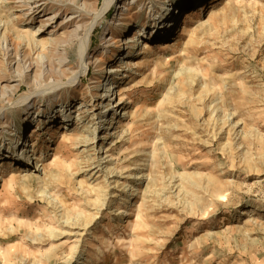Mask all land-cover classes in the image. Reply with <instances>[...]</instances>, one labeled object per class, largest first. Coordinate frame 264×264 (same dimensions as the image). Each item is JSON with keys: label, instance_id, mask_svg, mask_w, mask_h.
<instances>
[{"label": "rangeland", "instance_id": "rangeland-1", "mask_svg": "<svg viewBox=\"0 0 264 264\" xmlns=\"http://www.w3.org/2000/svg\"><path fill=\"white\" fill-rule=\"evenodd\" d=\"M102 2L0 0V264H264V0H115L83 80L54 91L77 69L62 46L91 22L79 9ZM160 4L177 27L142 50ZM110 82L133 110L118 140ZM32 151L45 171L26 178Z\"/></svg>", "mask_w": 264, "mask_h": 264}, {"label": "bare ground", "instance_id": "bare-ground-1", "mask_svg": "<svg viewBox=\"0 0 264 264\" xmlns=\"http://www.w3.org/2000/svg\"><path fill=\"white\" fill-rule=\"evenodd\" d=\"M85 1L86 0H84V2ZM123 1H126V0H123ZM114 2H115V0H103L101 7H99V8L96 7V9H93L92 6H90L89 8L84 6L86 9L85 8H84V10L79 9L82 13H85L86 16L92 17V19L90 20L91 22L86 23V24H82L80 26V28H78L77 31L75 32L74 39L73 40L71 39L66 44V46H62L63 49L65 47V49L63 50V52H65L64 55L69 59H70V55L68 53L69 49L73 48L75 45L77 46V52H76V58H77V62H76L77 67L76 68L77 69L75 71H73V73H71L72 74L71 78L69 79V81L67 83H61L58 87L55 86L53 89L54 91H56V89L60 90L63 87L72 86L77 81L81 82L83 80V77L87 74V72L89 70V55H90L93 33L95 32L97 24L99 23V21H101V19L104 17V15H106V13L109 11V9L113 6ZM27 3L29 5L35 4L34 7L36 8V6H38V4L40 3V0H27ZM160 5H161L160 6L161 9L158 12L159 15H158L157 19L155 18L156 20H154L155 21L154 24L152 23L150 28H146L145 25L142 26L141 28H139V33L137 36L141 39H137V41L141 45L142 50H145V49L151 50V48L153 46L152 43L154 42L151 39H153V38L155 39V41H160V42H162L164 40L167 41L168 39L171 38V35H172L174 29L177 27L178 20H179L178 15L181 13L182 9L177 8V7L164 6V4L163 5L160 4ZM129 10H130V8L128 9V11ZM38 11H39V8L36 9V13H38ZM122 16H125V14ZM70 21H72V20H70ZM125 26L128 27V24L123 23L122 27H125ZM39 32H40V30H38L37 33H39ZM149 35H150V37H148ZM144 37L146 40H144ZM157 39H159V40H157ZM142 40H144V41H142ZM129 55L125 58H122V60L123 61H130L131 56H129ZM99 61L101 62V60H99ZM60 63L63 66H67L66 64H64V62H60ZM116 72H117V69L114 66V67H111V69H109L108 74L110 76H112ZM131 72H135V71L131 70ZM56 73H58L61 77H63V76L65 77L69 74V71L61 69L60 72L57 71ZM124 79H131V76H128L126 74L121 76L120 80L123 81ZM122 84H123V82H122ZM102 86L104 87V89L102 91V99H105V101H110V104L107 103V105L105 106V112H102L100 114L106 123L104 130L105 131L111 130L112 133L114 131L113 134L111 133L114 136L116 135L115 133H118V131L119 132L122 131V132H124V134L126 136H129L132 133L130 129H125V131L119 130L120 123L123 120H128L133 116V110H131V109L119 112V110L122 107V105L120 103L122 102V99H123V94H124V90H122L123 88H121V87L119 89H118V87L113 88L111 85V82L109 84H102ZM116 89H118V90L115 93L116 96L114 99L113 98L114 97L113 91H115ZM28 99L30 100V97H27V100ZM113 100L116 101L117 103H119L120 106H118V105L115 106V105H113L114 103L111 104V102ZM129 101H130L131 107H133L134 106V100L131 99ZM111 113H112V115H111ZM107 114H109V115L107 116ZM71 123H73V120L71 119V115L64 116L63 126H64V129L66 131H70V127L73 126V124H71ZM51 124H53V122H51ZM67 135L68 134L66 133V136ZM66 136L64 135L63 137H66ZM67 138L70 139L71 137L69 136ZM120 138H123L122 134L116 135L117 140ZM27 142L28 141L26 139L19 140L18 142H16L14 145V149L10 151V154L14 155L11 158H14V159L21 158V156L24 155V152H25L24 150H25V147L27 146ZM32 153H34V154L31 158H28V161L22 160V161H18V163H17V165L23 163V165L27 171V174L25 173L26 178L31 177V176H37L38 177L45 171V166L41 165V163L38 162L40 160L37 158V155L35 154V152L32 151ZM103 154L105 155V151L103 152ZM0 161H1V159H0ZM100 161H102V163H101V165H102V164L109 163L111 160H109V158L106 156V157H102V159ZM124 171L125 172H123V174H121L122 172H119V174L117 172L113 173L112 177L117 176L119 178L126 179V180H128V179L143 180L144 179V177H142L141 175H134V174L129 173L128 171H130V170H128V169H125ZM124 173H125V177H124ZM15 177H17V176L13 175L12 178L9 179V181L12 182L15 179ZM5 180L6 179L4 177H2V175H0V187H2ZM116 186H117V184H116ZM117 198H119L118 195H117Z\"/></svg>", "mask_w": 264, "mask_h": 264}]
</instances>
